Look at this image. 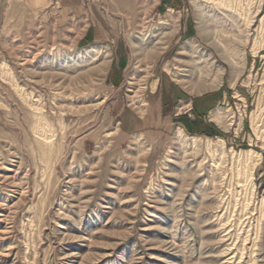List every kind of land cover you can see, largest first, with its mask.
Returning <instances> with one entry per match:
<instances>
[{
	"label": "rangeland",
	"instance_id": "rangeland-1",
	"mask_svg": "<svg viewBox=\"0 0 264 264\" xmlns=\"http://www.w3.org/2000/svg\"><path fill=\"white\" fill-rule=\"evenodd\" d=\"M162 1L0 0V264H264V0Z\"/></svg>",
	"mask_w": 264,
	"mask_h": 264
},
{
	"label": "crops",
	"instance_id": "crops-1",
	"mask_svg": "<svg viewBox=\"0 0 264 264\" xmlns=\"http://www.w3.org/2000/svg\"><path fill=\"white\" fill-rule=\"evenodd\" d=\"M154 5L157 6V7H160L159 5H162L164 3V1L162 0H154Z\"/></svg>",
	"mask_w": 264,
	"mask_h": 264
},
{
	"label": "bare ground",
	"instance_id": "bare-ground-1",
	"mask_svg": "<svg viewBox=\"0 0 264 264\" xmlns=\"http://www.w3.org/2000/svg\"><path fill=\"white\" fill-rule=\"evenodd\" d=\"M198 68V67H197ZM203 75V74H202ZM209 76V75H208ZM199 78L201 77V76H198ZM261 156V155H260ZM256 162V161H255ZM243 240H245V239H243ZM243 253V252H242ZM234 256V255H233ZM236 256V255H235ZM242 258V257H241ZM227 262H230V260L228 261L227 260ZM235 262V261H234ZM239 263H240V261H239ZM227 264V263H226Z\"/></svg>",
	"mask_w": 264,
	"mask_h": 264
}]
</instances>
